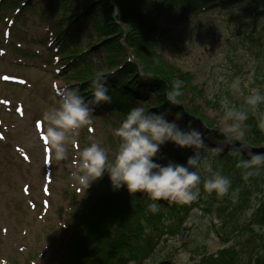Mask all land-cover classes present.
Instances as JSON below:
<instances>
[{"label":"rangeland","instance_id":"374dc122","mask_svg":"<svg viewBox=\"0 0 264 264\" xmlns=\"http://www.w3.org/2000/svg\"><path fill=\"white\" fill-rule=\"evenodd\" d=\"M49 1L32 0V6L26 4L18 14L13 11L14 7L0 9V52H3L0 55V78L11 76L24 81L20 85H7L0 79V264H52L62 257L73 244L78 217L95 208L107 185V174L92 182L87 190H80L74 183L71 173L75 170L79 151L91 142L99 141L112 157L119 142L114 134L120 125L119 119L93 113L92 128L85 126L78 130V142L68 145L67 159L56 161L50 153L51 160L46 165L44 163V148L47 146L42 135L44 125L41 133L35 122L41 120L47 108L58 104L61 88L76 85V76H79L73 73L71 66L62 67L65 60L62 48L60 46L59 53L55 47L57 43L51 41L54 25L69 28L65 27L63 14L54 15V10L41 13L40 9ZM67 2L66 14L73 19L86 8H93L95 0ZM242 7L210 9L198 14L179 11L165 19L162 24L164 36L159 42L160 57L168 65L191 74L200 93L196 91L192 95L187 91L180 99L181 105L172 107L159 105L153 92L144 97L146 105L139 101V97L130 101L133 106L142 105L151 111H154L153 105H159L161 110L156 112L168 110L169 119L180 112L178 123L181 127L191 120L205 134L199 196L188 204L190 211L180 233L158 239L151 253L144 258L146 264H157L166 259L175 264H208L205 257H216L220 250L230 246L223 240L225 232L228 236L230 234L234 243L233 225L230 222L224 224L223 219L232 209H239L237 217L250 219L264 200V182L259 188H249L248 192L245 191V180L239 183L245 169L238 168L237 161L246 157L231 155L234 149L221 142V135L216 131L221 124L230 123L223 118L224 103H245L253 88L264 92V18L255 22L253 16L246 14V7ZM114 22L121 33L128 30L124 22ZM10 25L12 37L6 39L3 34ZM78 28L71 33V37L78 41L76 48L86 54L92 51L88 65L77 69L84 74L80 76L88 81L89 76L83 68H88L92 76L96 73L108 75L110 92L116 96L114 90L120 83H112L110 79L123 68L124 60L136 61L133 52L124 46L119 52L109 53L113 49L110 41L115 37L111 34L112 28L97 32L83 19ZM104 32L109 35L104 37ZM123 33L126 44V33ZM58 55H61V61ZM136 64L138 75L144 80L160 78L152 70L143 68L140 62ZM91 80L88 81L90 86ZM237 80L239 89L234 90L231 85ZM207 101H212L213 106ZM126 113H123V119ZM194 113L203 118L196 115L197 118ZM221 146L224 150L217 152ZM185 150L187 158L190 150ZM222 155L228 157L224 160ZM205 163L230 178L231 186L223 197L203 189V179L207 175L203 168ZM258 227L253 229L259 232Z\"/></svg>","mask_w":264,"mask_h":264},{"label":"trees","instance_id":"16d2710c","mask_svg":"<svg viewBox=\"0 0 264 264\" xmlns=\"http://www.w3.org/2000/svg\"><path fill=\"white\" fill-rule=\"evenodd\" d=\"M67 1L50 0L48 3L50 6L46 7L45 11L54 10V15L61 16L63 14L62 17H65V27L68 26L69 30L61 25H56L55 36H57L62 48L65 65L71 66L73 73L79 75L76 76V79L79 82L77 85L82 95L91 98V89H86L92 86L80 76L84 74L77 69L84 64L88 65L92 51L86 54V52L78 50L76 48L77 42L71 37V33L75 29H79L81 19L93 25L97 32L112 28L111 34L115 37H113V41H110L113 44V49L111 52L109 51L110 54L114 53L115 50L119 52L124 47L121 43L123 32L121 33L114 21L124 22L128 29L125 34L126 45L132 50L136 60L140 62L143 68L147 71L152 70L151 72L160 77L146 81L144 77L138 75L136 63L124 60L123 68L111 77L112 83L116 81L120 83L118 84L119 88L114 90L117 95L112 96V92H109L112 97L111 103H101L95 106L98 111L117 115V117L133 107L130 104L131 100L134 101L139 97V101L144 102V97L150 92L157 95L159 105L170 106L165 99V93L169 90V85L174 79H180L184 82L181 90L182 95L178 99H183L187 91L192 95L196 94V91L200 93L191 74L183 73L168 65L160 57L159 42L164 36L165 30L162 29V24L165 19L175 13L199 12L213 3H217L216 8L247 5L250 9L245 12L249 17L253 16L255 22L264 18V0H114L115 5H118L120 10L117 17H113L112 11L115 5H112L111 0H95L93 8H86L85 12L77 13L73 19L66 14L68 10ZM1 4L4 8L21 6L19 0L9 3L3 0ZM262 30H264V26ZM108 35L105 33L104 37ZM258 40L259 38L257 42H259ZM112 62L114 63V60ZM112 62H110V68ZM83 70L85 74H88V78L95 76L90 74L88 68H83ZM262 77L264 80V74ZM68 82H72V80L68 79ZM207 104L213 106L212 101H207ZM214 104L218 105V102ZM159 105H153L155 112L161 110ZM229 105L248 112V119L244 122L246 125L244 127V141L251 147L263 146L264 130L259 127V123L264 120V103L255 108L242 102H232ZM194 115L203 118L197 113ZM219 139L221 142L224 141L222 136ZM174 148L176 147L168 143L162 147L161 151L174 162L185 163L186 150L176 148L178 151H175ZM251 151L259 153L264 152V149H252ZM229 154L227 153V155ZM227 155H222V159L225 160ZM243 155L249 159L246 154ZM243 155L240 154L239 156ZM163 162L165 161H161V163ZM106 178L105 192L97 199L95 208L85 213L83 217H78L79 223L77 231L73 235V244L60 259L52 264H135L144 260L151 253L158 239L167 235L172 237L180 233L190 209L188 204L159 200L156 201L159 210L152 213L147 209V204L152 202L147 193H129L124 187L113 190L108 176ZM244 180L246 192L251 187L260 186L264 182V168L260 170L259 174L252 175L247 179L241 178L239 183ZM238 210L232 209L231 213L223 219L224 224L230 222L233 225L231 233L236 235L232 237L234 243L231 241L230 234L228 236L225 232L226 238L223 240L230 243V246L220 250L218 256L208 258L206 263L264 264V200L258 204L250 219L237 217ZM217 211L221 213L220 209ZM256 226L260 227H258L259 232L253 229ZM219 235L221 236L220 232ZM246 256L249 258L245 261L243 258Z\"/></svg>","mask_w":264,"mask_h":264},{"label":"clouds","instance_id":"9594fccd","mask_svg":"<svg viewBox=\"0 0 264 264\" xmlns=\"http://www.w3.org/2000/svg\"><path fill=\"white\" fill-rule=\"evenodd\" d=\"M119 6L113 7V16H119ZM109 76L96 73L90 81L91 98L86 99L79 91L78 85L63 86L59 92V102L50 106L41 115L44 123L42 133L53 159L65 160L68 157V145H76L78 130L93 125L95 106L111 103L109 94ZM184 82L174 79L165 93L170 106L181 105L182 87ZM239 89V81L231 85ZM245 103L255 108L264 103V92L259 88L250 90ZM224 120L230 123L221 124L216 131L223 137L224 143L234 148L231 153L239 156L245 149L244 127L248 112L227 103L222 105ZM181 113L177 112L173 119L168 118V110L155 112L142 105L131 107L125 114L114 134L119 138L117 150L110 158L109 152L99 141L91 142L79 151L75 160V170L71 173L75 184L80 190H87L92 182L107 174L113 190L124 187L129 193L144 192L150 197L148 211L156 213L159 205L156 201L167 200L179 204H190L199 196L201 184L202 150L205 148V134L201 127H196L189 120L183 127L178 121ZM259 127L264 130V120ZM171 143L174 147L190 150L185 163H177L167 158L161 151L162 147ZM224 148L218 147L217 152ZM249 159L237 161V167L245 171L244 179L259 174L264 168V152L248 151ZM161 161H165L161 163ZM207 175L203 179V189L211 194L223 197L228 193L231 180L214 171L211 165L203 164Z\"/></svg>","mask_w":264,"mask_h":264},{"label":"water","instance_id":"95a60500","mask_svg":"<svg viewBox=\"0 0 264 264\" xmlns=\"http://www.w3.org/2000/svg\"><path fill=\"white\" fill-rule=\"evenodd\" d=\"M139 264H141V263H139ZM160 264H172V263L169 262V261H164V262H162V263H160Z\"/></svg>","mask_w":264,"mask_h":264}]
</instances>
